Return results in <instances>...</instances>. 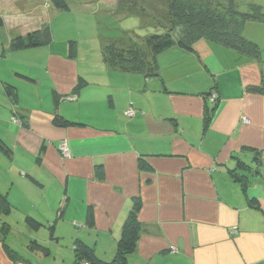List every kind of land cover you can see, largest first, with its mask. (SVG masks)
I'll use <instances>...</instances> for the list:
<instances>
[{
    "label": "crops",
    "instance_id": "0c3cea01",
    "mask_svg": "<svg viewBox=\"0 0 264 264\" xmlns=\"http://www.w3.org/2000/svg\"><path fill=\"white\" fill-rule=\"evenodd\" d=\"M43 2L0 0L2 27L5 12L21 18L10 40L50 27L31 18ZM243 33L260 48L259 58L202 38L192 51L173 46L157 55L162 79L138 74L137 83L127 87L90 90L71 57L51 52L47 70L56 87L54 108H22L0 140L11 144L14 155L21 150L35 158L36 173L23 171L39 188L48 192L45 176L64 188L68 206L60 216L77 199L85 214L94 208L92 228L100 226L102 216L103 230L115 233L112 221L122 226L139 199L141 229L130 264H167L169 257L174 264H264V92L249 89L264 87V22H248ZM83 78L87 83L77 89ZM211 90L218 94L217 105L205 127L206 110L214 106ZM68 96L76 103L66 105L95 112L71 116L62 102L72 101ZM12 102L19 103L18 93ZM130 107L135 112L124 122L118 114L127 115ZM56 114L83 124L56 126ZM63 141L68 154L61 151ZM251 198L263 212L250 206ZM5 244L0 241V264H29L18 251L23 259L15 261Z\"/></svg>",
    "mask_w": 264,
    "mask_h": 264
},
{
    "label": "rangeland",
    "instance_id": "374dc122",
    "mask_svg": "<svg viewBox=\"0 0 264 264\" xmlns=\"http://www.w3.org/2000/svg\"><path fill=\"white\" fill-rule=\"evenodd\" d=\"M43 1L34 6L36 9L31 18L49 24L53 36L51 44L11 50L9 32L17 27L16 20L20 21L21 18L5 12L7 22L4 27H0V138L6 137L7 124L15 117L19 118L16 112H22V108H54L52 91L56 87L47 70L51 52L68 59L71 57L70 45L73 41L71 59L78 65V74L90 82L88 89L94 90L92 88L96 86L105 89L107 85L121 87L124 83L127 87L132 81L137 83L135 76L138 74L107 72L109 69L102 51L104 41L124 40L125 45V40L132 38L143 43L148 34L162 33L164 29L159 24H167L168 20L167 0H137L138 4L132 0H68V10L53 8L49 2ZM234 1L242 12L249 11L252 5L264 8V0ZM38 30L41 29L33 31ZM17 72H23L37 81L21 79L16 75ZM5 83L17 87L19 103L12 102L6 94ZM66 99L62 101L64 104L76 103L74 99ZM66 104L64 111L72 113L71 116H78L80 110L82 113L95 112V108L86 110ZM57 111L63 113L59 108ZM118 115L124 122L131 119L125 111ZM10 147L8 141L0 140V190L8 193L14 204L10 211L0 212V241L9 245L12 253L18 254V251L23 254L30 261L25 259L29 264H74L76 245L84 242L94 249L98 257L106 261L114 259L123 225L119 227L113 220L115 233L112 230L104 231L105 225L101 223L107 219L101 216L99 227L86 226L85 208L77 199L60 216L64 206H68L64 199V188L50 176H45L48 192L39 188L40 184L23 171L36 173L35 158L21 150H17L14 155ZM29 214H38L47 220L39 229H34V226L26 223ZM31 244H34L33 249L30 248ZM134 251L127 254L128 260H133V257L128 256ZM169 258L171 261L168 260V263L174 264Z\"/></svg>",
    "mask_w": 264,
    "mask_h": 264
},
{
    "label": "trees",
    "instance_id": "16d2710c",
    "mask_svg": "<svg viewBox=\"0 0 264 264\" xmlns=\"http://www.w3.org/2000/svg\"><path fill=\"white\" fill-rule=\"evenodd\" d=\"M60 10L70 8L68 0H51ZM135 4L137 0H132ZM168 20L167 24L160 23L164 29L162 33L148 34L144 42L129 38L125 40L104 41L103 56L107 67L112 72L136 73L147 78H161V67L157 60V55L173 46H178L186 50H193V44L202 38L216 42L229 49L245 54L251 58H259L261 50L258 45L248 40L243 31L245 25L250 21L264 22V8L260 5H252L249 11H240L234 0H167ZM4 25V19L0 16V27ZM53 41L52 30L45 27L38 31L28 33L26 36L18 35L10 40V48L19 50L28 47H38L49 45ZM73 43V41H72ZM70 45V56L73 57V44ZM87 81L80 80L77 89L84 87ZM251 90L264 92V87H249ZM6 94L15 101L17 92L16 87L5 83ZM213 92V90H211ZM210 91V92H211ZM209 92V93H210ZM211 92V93H212ZM209 94V96L211 95ZM213 108L207 109L204 116V126H208L212 110L217 105L213 101ZM56 126L69 127L83 124L69 120L59 114L53 118ZM43 144L37 159L40 160L41 154L45 151ZM141 161V167H146ZM102 170V169H101ZM243 179V177H238ZM251 207L261 209L256 198L249 200ZM140 200L135 199L134 205L129 212L118 241L117 253L111 261H106L98 257L94 249L85 242L76 245L74 264H130L127 254L133 251L140 236L141 223L137 217ZM12 204L5 193L0 191V212H8ZM61 215V213H60ZM26 223L39 229L42 225L37 219L27 216ZM86 223L89 227L95 225V213L92 206L88 207ZM37 241V240H35ZM35 241H32L35 244ZM34 244L30 248H34ZM37 245V244H35ZM11 256L17 262L23 258L18 254L12 253Z\"/></svg>",
    "mask_w": 264,
    "mask_h": 264
},
{
    "label": "built area",
    "instance_id": "2783aa9c",
    "mask_svg": "<svg viewBox=\"0 0 264 264\" xmlns=\"http://www.w3.org/2000/svg\"><path fill=\"white\" fill-rule=\"evenodd\" d=\"M218 94L216 92H212L211 95L209 96L211 98L212 101H215L217 99ZM69 99H74L73 96H68ZM128 116H132L135 112V109L132 107L128 108V110L126 111ZM245 121H248L247 118H244ZM61 151L64 154H68L69 153V148L67 146L66 141H63L61 144Z\"/></svg>",
    "mask_w": 264,
    "mask_h": 264
}]
</instances>
